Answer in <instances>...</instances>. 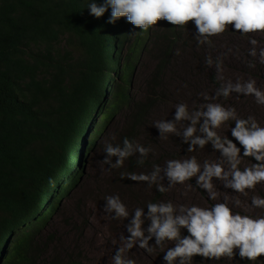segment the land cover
Segmentation results:
<instances>
[{"label": "trees", "instance_id": "16d2710c", "mask_svg": "<svg viewBox=\"0 0 264 264\" xmlns=\"http://www.w3.org/2000/svg\"><path fill=\"white\" fill-rule=\"evenodd\" d=\"M89 2L0 0V264H85L80 252L51 249L53 236L43 235L59 197L81 172L74 165L81 146L82 160L107 126H114L111 143L122 144L125 137L135 142L166 97L164 83L178 49L196 46L191 22L177 29L160 21L142 32L126 18L109 24L110 9L99 19L91 16ZM142 54L152 64L141 80L143 92L131 84ZM186 56L197 68L205 62L190 49ZM245 57L249 64L252 57ZM82 134L84 143L78 141ZM187 147L181 143L177 151L188 155ZM207 149L212 150L210 144ZM163 153H149L143 165L137 153L122 168L109 170L104 193L127 194L126 201L134 203L130 214L148 202H161L155 185L147 186L150 192L142 200L132 192L138 184L121 173H149L175 157ZM227 260L253 264L239 254ZM204 262L195 256L192 264ZM255 264H264V256Z\"/></svg>", "mask_w": 264, "mask_h": 264}, {"label": "clouds", "instance_id": "9594fccd", "mask_svg": "<svg viewBox=\"0 0 264 264\" xmlns=\"http://www.w3.org/2000/svg\"><path fill=\"white\" fill-rule=\"evenodd\" d=\"M87 9L98 19L110 9L109 24L126 18L133 29L138 28L142 32H147L160 21H166L177 29H183L191 22L195 26L193 35L198 46L212 47L211 38L223 36L231 28L234 33L249 38L251 47L248 55L253 61L258 57L259 63L264 65V48L257 51L259 41L253 38L264 35V0H104L100 5L90 0ZM205 64L209 68L214 66L215 79L222 81L215 94H202L206 103L192 111L186 103L176 104L172 119L157 120L154 127L159 131L160 140H168L169 135L180 138L181 143L188 145L187 153L204 150L210 144L213 152L219 153V159L201 163L195 155H188L183 159L167 160L163 167L154 165L149 173H121V178L126 177L137 184L146 183L149 188L155 185L161 194L177 185H187L191 189L189 182L194 179L195 188L206 192L210 201L219 199L214 184L218 181L224 189L238 194L232 203L241 208L240 197H247L256 191L257 185L264 184V126L253 116H238L234 107H226L222 101L235 93L237 98L253 97L257 106H264V90L257 87L255 79L223 82L224 65L219 58L213 61L208 56ZM248 67L255 68L256 64L249 62ZM229 121L234 122L230 127L232 139L220 134ZM88 132L78 136V141L86 142L84 137ZM111 139L115 140V136ZM82 150L84 146H81L78 162L74 164L80 170L85 161L84 158L81 160ZM151 151L150 147L132 142L127 137L123 138L122 144L105 141V158L99 161L101 170H104L103 165H107L108 170L122 168L125 161L137 153V163L143 165ZM246 158L251 162L242 168ZM104 202V219L127 221L124 231L128 235L121 234L120 245L115 249L111 264H136V260L127 255L133 248L143 249L148 255L161 249L165 264H192L195 256L206 260L232 259L236 249L242 260L253 264L264 256V216L234 212L227 200L203 207L177 206L172 201L148 202L145 206L147 214L145 208L140 207L130 214L118 194L104 197ZM247 206L264 210V197L252 195ZM183 229L187 230V235H182ZM153 239L155 243L150 246Z\"/></svg>", "mask_w": 264, "mask_h": 264}, {"label": "rangeland", "instance_id": "374dc122", "mask_svg": "<svg viewBox=\"0 0 264 264\" xmlns=\"http://www.w3.org/2000/svg\"><path fill=\"white\" fill-rule=\"evenodd\" d=\"M259 41L257 51L264 48V35H257L253 37ZM213 46L208 45L196 46L193 48H181L176 53V59L170 65L169 73L166 75L167 94L163 99V103L154 108L148 117L147 126L143 129L138 139L135 141L145 147H150L154 152L164 151L169 157L175 156L172 159H183L188 155H195L201 163L204 160H218L219 153H214L213 150H197L195 153H188V155L180 154L177 150L181 144L180 138L174 135H169L168 140L159 139V131L154 127L157 120H171L174 115L175 105L178 103H186L189 110H195L202 104L206 103L202 94L212 96L215 94L217 88L220 87L222 81H217L215 67H207L204 63L199 68L194 67L193 58L186 56L188 49L192 50L194 57H199L206 60L211 56L213 61L218 58L223 60L224 71L223 76L226 82L231 80L246 81L248 79H255L258 88L264 90V65L259 63L258 57L255 61L251 58L250 62L256 64L255 68L248 67V61L245 56L248 55V50L251 45L248 43L249 38L242 36L240 33H234V29L229 28L223 36L212 37ZM198 48V49H197ZM191 63L187 68L185 64ZM152 66L145 55H142L138 61L134 72L131 75V84L134 90L140 89L143 92L141 80L150 71ZM215 72V75H214ZM214 77V78H212ZM215 79V80H213ZM224 105L232 106L236 109L238 116L247 118L253 116L258 123L264 126V106H257L253 97L240 96L237 98L233 93L226 101H222ZM117 119H120L117 118ZM116 119V121H117ZM234 126L233 121H229L221 131L222 136L228 135L232 139L230 127ZM114 127V126H113ZM113 127L107 126L108 130L105 135H101L96 142V146L88 151L85 161L82 165L81 173L76 184H74L65 195L59 198V203L56 204V211L45 227L43 235H51L53 243L52 248L60 247L62 250L73 249L81 253L85 264H111V258L115 249L120 245V236L122 233L128 235L124 231V223L127 221H115L104 219L103 208L105 206L104 197L106 182L110 179L109 170L99 161L104 159L102 148L104 142L113 141L111 139L113 134ZM146 136V137H144ZM144 139V141H143ZM236 143L235 141H233ZM243 149H241V156ZM250 158H246L241 167L249 166ZM255 163V161H252ZM165 164V163H164ZM164 164H161L162 167ZM141 184V185H140ZM133 188L132 192L136 195H142V200L147 198L148 192L147 184L140 183ZM192 188L189 189L187 185L179 186L163 194L162 201H172L174 205H198L210 206L216 202H227L234 212H241V214H248L250 216H264V210L252 209L247 206L250 205L252 195H259L264 197V184L257 185L255 192H250L247 197L241 196L242 207L236 208L232 203L234 197L238 194L233 193L229 189H224L222 184L214 181L216 190L219 192L218 201H210L206 192L195 188V180L189 182ZM165 186L167 187L166 181ZM129 193V192H128ZM126 195L121 197V200L128 207L134 204L133 201H126ZM150 243V242H149ZM154 245L150 243V246ZM166 250V249H165ZM239 250H235V255H238ZM129 258L135 259L136 264H165L163 261V250L157 249L152 255H148L143 249L133 248L127 253ZM228 258H221L220 260H206L204 264L224 263ZM233 260V258L231 259Z\"/></svg>", "mask_w": 264, "mask_h": 264}]
</instances>
